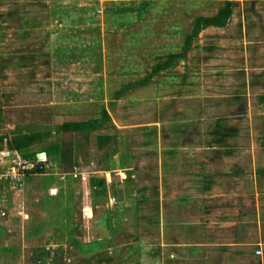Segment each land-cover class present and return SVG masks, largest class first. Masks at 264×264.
Wrapping results in <instances>:
<instances>
[{
    "label": "crops",
    "instance_id": "crops-1",
    "mask_svg": "<svg viewBox=\"0 0 264 264\" xmlns=\"http://www.w3.org/2000/svg\"><path fill=\"white\" fill-rule=\"evenodd\" d=\"M99 1L102 0H26V10L14 15L16 28L13 30L14 33L16 30L18 39L12 46V65L17 68L30 67L32 59L42 58L48 60L45 61L48 63V71L39 78L28 75L26 78L17 79L20 85L24 82H33L37 88L28 86L27 89H23L20 86L15 89L16 91H12L11 96H7L17 99L22 97L42 99L34 106L43 111L45 110L43 107L78 106L84 111L86 118L74 120L71 115L59 114L50 125L49 122L42 123L48 124L47 128L32 132L18 117L12 120L9 133H0V264H27L24 253L29 245L32 249L35 248L36 245H31L35 241L40 243L39 247L42 249L38 247V253H42V256H39L34 264H51L48 259L49 253L52 252L50 242H54L57 236L54 232L56 224L54 216L60 208L56 204V198L60 194L56 183L68 176V172L60 165L65 164L69 159L84 163L83 156L74 148L79 145L77 138L84 133H92L109 121L112 116L110 109H114L118 106L116 103L122 101L121 96L124 92L112 99L108 96L104 15ZM203 29L224 32L226 28L224 24L207 25ZM253 29L251 33L254 37L248 42L249 46L247 47L245 40L242 49L239 51L233 49L234 53H240L239 60L235 55L230 54V48L223 49L226 45L222 42L204 43V52L213 50V55L205 57V68H202L201 81L197 84V94L194 91L196 88L194 81H188L187 85L191 87V92L185 96H180L179 99L176 96L170 97L172 101L169 102L164 101L168 97H157L152 105L155 119L142 124L143 127L138 130L139 135H137L139 146L142 148L151 145L152 135L155 137V144L163 136L177 140L186 137L192 139L195 144L199 142L198 145L203 150L201 155H198L201 159L187 154L189 158L185 161L191 162L190 166H187L190 170L191 167L195 170L196 165L202 168L198 176L203 177L205 182L203 189H209L207 193L215 192V179L220 177L243 179V184L247 186L244 187L248 189L243 190V193H250L251 204L248 207L243 206L242 202L237 204L239 207L222 205L233 206L232 209L240 210L231 217H222L220 213L222 206L215 202L217 199L212 201L211 198H216L214 195H209L210 201L203 209L204 215L209 218L204 225H201L202 230H200L201 223L187 221L185 223L181 220L180 223L174 224L175 227L172 225L170 228V233L175 235L172 240L161 241L162 253H158L160 250L158 248L156 253H131L134 248H140L135 244L136 242L128 245L134 246L133 249L126 248L124 253H116L115 242L118 241L120 230L131 231L127 219L121 220L120 229L111 227L106 239L98 238L100 231L95 230L93 224L95 220L103 219L107 221L109 228L117 212L114 208L111 210L110 208L117 201V209L126 212L129 206H132L129 204V199V203L126 201L127 195L135 197L136 191L130 190L126 193V187L120 183L114 184L117 174H114L116 171L111 166L75 169L71 174H76L73 175L74 178L82 180L86 190L84 192L88 196L94 194L91 186L93 179L104 182L103 186L97 188V191L103 193L99 196L93 195L97 200L92 202L88 199L81 208L80 222L83 223H77L75 228L74 245L71 246L78 248V256L81 260L90 259L91 263L93 261L97 264H254V260H259V264H264V210L263 213H259L258 204L259 194H264V1L262 0H254ZM241 30L244 34L245 28H239L240 33ZM174 100L179 102L178 109ZM148 104L150 103H144L142 106H145V111L150 107ZM99 105H105L101 109V117L95 113ZM128 105L129 102L120 106L123 114L120 115L119 120L124 121V117H130L129 113L124 112L132 107ZM29 106L32 105L20 104L17 101L10 110L12 113L14 111L16 114H24L30 112ZM5 107L6 102L1 108ZM93 108H96L95 112ZM104 112H107L108 117L88 130L74 131L62 128L65 123L98 121L103 118ZM136 114L139 115V112ZM169 115H172V120L165 121ZM34 133L37 135L35 138L46 137L52 140L71 133L74 136L73 148L64 149L60 141H53L41 150L33 152L35 139L32 142L23 141L19 148L15 146V141L21 136ZM110 138L109 135L99 134L95 142L96 150H106L107 161L114 160L112 150L116 146L114 141L109 142ZM3 144L6 146L3 147ZM244 147L249 149L246 152L249 154L248 160L251 161V167L244 166L245 169L238 164L240 160L238 154L243 152ZM41 152L45 153V159L49 164L56 166L55 168L58 166L60 171L49 173L44 169L45 165L41 173L32 169L24 174L21 184H16L4 173L10 165L12 154L21 156L25 153V157L32 160L30 155L34 154L37 157ZM157 156L160 172L168 161L174 162L179 159L172 155L171 159L162 160L159 152ZM222 162L223 167L220 166ZM215 166L218 167L214 169ZM123 178L129 181L131 176L127 174ZM111 184L113 190H110ZM220 188L218 186L217 189ZM116 192L121 196L116 197ZM76 193L74 190L75 196ZM120 198L123 201H120ZM238 199L239 202L242 201L241 197ZM254 201H256L255 210ZM101 206L103 207L101 219L98 217L94 220V214ZM217 211L218 213H214ZM254 222L260 227L259 237L255 242ZM192 224H196L194 229L188 227ZM248 229L250 232L247 231ZM196 231L198 233H195ZM247 234H250V237ZM84 250L88 253L84 254ZM164 250L169 252L164 253ZM94 251L96 252L92 253ZM61 252L63 251L59 253Z\"/></svg>",
    "mask_w": 264,
    "mask_h": 264
},
{
    "label": "rangeland",
    "instance_id": "rangeland-1",
    "mask_svg": "<svg viewBox=\"0 0 264 264\" xmlns=\"http://www.w3.org/2000/svg\"><path fill=\"white\" fill-rule=\"evenodd\" d=\"M25 1L0 0V133H9L12 120L18 117L29 126L32 132L47 128L48 124L45 125L42 123L49 122L50 125L59 114L71 115L74 120L86 118L84 111L78 106L69 108L43 107L45 109L43 111L42 109L39 110L37 106H34V104H39L42 99H23L24 97L17 99L16 97L11 98L7 96H11L12 91H16L15 89L20 88V86L23 89H27L28 86L37 88L33 82H24L20 85L16 81L17 79L26 78L28 75L32 76V78H39L48 71V63L45 62L48 60L42 58L32 59L30 67L17 68L11 63L12 46L18 39L16 30L15 33L13 30L16 28V17L14 15L22 10H26L27 2ZM226 1H99L104 15V53L106 54V71L108 75V96L112 99L119 96L122 92L124 93L121 96L122 101L116 103L118 106L110 109L112 116H110L109 121L105 122L92 133H84L77 138L79 145H76L74 148L79 150V153L84 158V163L69 159L70 164L65 163L60 165L63 170L68 172V176L66 179L61 180V182L56 183V186L60 189V194L56 198V204L60 208L54 216L56 219L54 232H56L57 236L54 242H50L52 252L54 251V253H49L48 259L51 264L94 263L93 261L91 263L90 259L81 260L78 256V248L71 246L74 245L71 239L74 238L77 223H83L80 222V218H82L81 208L88 202V199L92 202L97 200L93 196L94 194L97 196V194L94 192V194H89L88 196L84 192L86 190L84 189L82 180H77L71 174L75 169L82 170L89 167L90 169L99 167L110 168L111 166L116 171L114 174H117L113 183H120V185L126 187V193H129L130 190H133V192L134 190L136 191L135 197H130L129 194L127 195L125 193L128 197L126 201L129 199L130 203L129 201L128 203L132 204L126 212L123 213L122 209H117V201L110 208V210L114 208L117 211L115 219H120L118 221L114 219L112 221L113 226L111 224L108 228L107 221L100 218L102 206L101 208L98 207V212L94 214V220L98 217L101 219L95 220L93 224L94 229H99L100 231L98 238L106 239L109 236L111 227H118L120 229L122 225L121 220L124 218L127 219V223L130 226L128 228L131 231L120 230V234H118L120 236L117 238L118 241L115 242L117 247L116 253H124L126 248L133 249L134 246H128L133 242H136L135 244L139 245L140 248H134L131 253H156V248L160 249L158 253H162L160 248L161 241L172 240L175 235L170 233V228L175 223H180L181 220V222L201 223L200 230H202L201 225H204L205 221L209 218V216L204 215L203 211L204 206L210 201L209 195H214L216 198H211L212 201L214 202L217 199L215 202L220 203V206L236 205L239 207L237 204L242 202L243 206L247 205L246 207H248L251 204L250 193H243V190H248L246 184H243V179L220 177V179H215V192L207 193L209 189H203L205 182L203 177L198 176L202 168L196 165L194 167L195 170L192 167L190 170L187 166H190L191 162L185 161L189 158L187 154L196 159L200 158L198 155H201L203 150L198 145L199 142L195 144L192 139H187L186 137L183 138L184 140L180 138L177 140L175 138H169V136H163L155 144V137L149 135L151 137V145L142 148L139 146V138L137 137L139 135L138 130L143 127L142 124L155 119L154 106L152 105L157 97H168L164 101L169 102L172 101L170 97L176 96L178 98L185 96V94L191 92V87L187 85L188 81H194L193 83L196 87L194 91L197 94V84L201 81L200 77L202 68L205 65V57L206 55L207 57L213 55V50L207 51V53L204 52V43H224L226 46L223 49L230 48V54L235 55L237 60L240 59L238 55L240 53H234L233 49L237 51L242 49L244 47L242 43L245 40L247 41V47L249 46L248 42L254 37V34L252 35L251 33V30L254 28V0H234L233 13L225 22L226 29L224 32L222 30V32H219V30H206L202 26L199 32L191 38L189 48L184 51L186 39L192 35L196 19L216 15ZM93 4L96 5L95 2ZM242 27L245 28L246 33L244 32V34L242 30L241 33L239 32V28L242 29ZM183 52H185L184 56L170 60L169 57L171 55H181ZM30 76L29 78H31ZM17 101L20 104L32 105L29 106L30 112L16 114L13 111L12 113V110H10L11 106H15ZM174 101L175 107L178 109L179 102H177L178 100ZM5 102L6 107L1 108ZM128 102V106H132L129 109L132 112L129 110H125L124 112L129 113L130 117H124V121L119 120L118 118L123 114L120 106ZM144 103H150L148 104L150 107L147 108V111H145V106L142 107ZM103 106L105 105L97 106L96 112V108H93L94 112L98 114V117L102 116L101 109L104 108ZM136 112H139V115ZM176 119L181 118L176 117ZM167 120H172V115L166 117L165 121ZM99 134L109 135L111 137L109 142L114 141L116 144L112 150L114 152L112 154L114 155L112 157L114 160L107 161L106 150L98 151L95 149L96 136ZM73 139L74 136L71 133L64 134L55 140L47 139L46 137H37L35 138L36 145L33 148V152L41 150L45 145H49L53 141H60L64 149L66 147L73 148ZM5 146L6 144H3V147ZM246 150L249 149L244 147L243 152L238 154L240 158L238 164L243 169L246 166L248 168L251 167V161L248 160L249 154ZM158 152L161 154L162 160L171 159L172 155L173 157L177 156L179 159L174 162L168 161L166 167L160 172L157 166ZM25 155V153L21 154L23 157ZM30 158L32 160L34 159L35 166L42 162L45 165L44 169L49 173L60 171L58 166L55 168L56 166L50 165L43 156L39 159L32 154ZM221 164L220 166L223 167V162ZM73 166L75 167L73 168ZM217 167L215 166L214 169ZM127 174L131 176L129 181L123 178ZM53 177L57 176L53 175ZM14 181L16 184L22 183V180ZM218 186L221 188L217 189ZM111 189L113 190V185L110 187ZM74 190L77 192L76 196ZM115 196L118 197L121 194L119 195L116 192ZM240 197L242 201L239 202L238 198ZM254 197L256 196L254 195ZM219 199H221L220 202ZM119 200L123 201L122 198ZM258 200L260 207L259 213H263L264 194H259ZM232 207L222 206L220 210L221 216L231 217L234 213L240 212L239 209H237V212ZM255 208L256 201H254V210ZM214 213H218V211ZM194 225L196 224L188 225V227L194 229L196 227ZM259 230L260 227L254 222V242L259 237ZM247 231L250 232V229ZM195 233L198 232L196 231ZM247 236L250 237V234H247ZM123 238L126 240H122ZM39 244L35 241L34 244H31L33 246L36 245L35 248L32 249V246L30 247L29 245L24 253L27 264H34V261L39 256H42V253H38ZM39 248L42 249L41 247ZM60 251L63 252L59 253ZM168 252L169 250H164V253ZM83 253L86 254L88 251L84 250ZM254 264H259V260H254Z\"/></svg>",
    "mask_w": 264,
    "mask_h": 264
},
{
    "label": "trees",
    "instance_id": "trees-1",
    "mask_svg": "<svg viewBox=\"0 0 264 264\" xmlns=\"http://www.w3.org/2000/svg\"><path fill=\"white\" fill-rule=\"evenodd\" d=\"M234 2H235L234 0H227L225 2L224 6L219 9L218 13L212 17H199V18H197L195 21V28L193 30L192 35L186 39L184 51L187 50L189 43H190V40L193 37V35H196L202 26L224 25L225 22L228 20V18L233 13ZM184 55H185V52H183L181 55H179V54L171 55L169 58H170V60H174V59H177V58L182 57ZM107 117H108L107 112H104L103 118H101L98 121H89V122H84V123H65L62 126V128L74 130V131L75 130H83V129L88 130L91 127H95L99 123L103 122V120H105ZM36 136L37 135H35V134L21 136L17 141H15V146L19 148V146L23 144L22 143L23 141L24 142H32ZM64 154H66L65 151H64ZM64 157H65V155H64ZM66 163L70 164V160H67ZM33 171L41 173L44 171V169H41L39 164H37ZM103 185H104V182L100 181L98 179H93L91 181V186L97 195H99L101 193L100 191H97V188L100 186H103ZM71 240H72L71 242H74V238H72Z\"/></svg>",
    "mask_w": 264,
    "mask_h": 264
},
{
    "label": "built area",
    "instance_id": "built-area-1",
    "mask_svg": "<svg viewBox=\"0 0 264 264\" xmlns=\"http://www.w3.org/2000/svg\"><path fill=\"white\" fill-rule=\"evenodd\" d=\"M35 168V162L18 154H12L10 165L5 169V174L13 180H22L24 174ZM76 176V174H73Z\"/></svg>",
    "mask_w": 264,
    "mask_h": 264
},
{
    "label": "water",
    "instance_id": "water-1",
    "mask_svg": "<svg viewBox=\"0 0 264 264\" xmlns=\"http://www.w3.org/2000/svg\"><path fill=\"white\" fill-rule=\"evenodd\" d=\"M42 156H43L44 159H45V153H44V152L39 153L37 157L40 159V157H42ZM39 166H40L41 169L44 168V164H43L42 162L40 163Z\"/></svg>",
    "mask_w": 264,
    "mask_h": 264
}]
</instances>
